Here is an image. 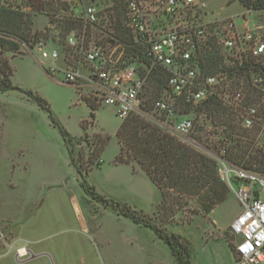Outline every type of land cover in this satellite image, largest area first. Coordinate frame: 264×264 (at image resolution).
<instances>
[{"label": "rangeland", "instance_id": "374dc122", "mask_svg": "<svg viewBox=\"0 0 264 264\" xmlns=\"http://www.w3.org/2000/svg\"><path fill=\"white\" fill-rule=\"evenodd\" d=\"M42 1H31L37 10L29 14L35 18L36 30L43 31L47 35L48 45L59 51L60 67L68 63L82 68L83 63L79 62L65 42L66 19L54 21V30L47 28L46 22L50 18L40 11L49 8V1ZM89 1L99 5L104 14L112 12L110 8L114 0ZM229 1L194 0V3L207 4L206 19L210 18L209 14L217 19L234 17L237 23L245 25L246 22L240 18L244 16L248 27L260 26L259 31L264 39V10L246 8L237 0ZM2 8H9L8 3L0 1ZM103 13L98 26L90 30L88 40L96 42L106 52H113L111 58L115 59L120 51L125 50V45L114 35ZM215 48L219 53L217 45ZM12 56L16 57L10 63L14 68L13 84L44 98L53 117L72 136L82 135V120H91L89 136L101 130L111 137L101 155L102 164L88 173L86 183L102 195L126 202L150 216L154 214L152 222L156 225L163 226V221L170 220V212L153 213L151 203L156 193L153 186L145 183L144 175L132 173L129 165L113 164L118 151L114 134L120 120L113 114L112 107L102 105L95 112L94 121L89 119L86 105L76 101L77 93L80 92L79 96L82 95L91 104L101 105L87 97L84 91L65 83L61 71L49 72L32 52L23 55L0 53L1 60ZM258 63L264 69V56ZM253 73L248 71L244 77V106L254 105L260 126L253 123L252 127L244 128L241 114L223 102L220 103L231 111L236 127L212 121L205 112L197 115L192 111L189 116L194 119L196 136L202 145L217 152L223 140L231 139L226 152H231L236 161H241L235 164L264 174V137L261 129L264 123V91L253 85ZM163 91L154 95L153 82L148 78L141 94V107L153 110V101ZM90 151L83 141L73 145L76 159L81 154L85 160ZM244 160H253L254 164H242ZM228 189L226 199L214 207L211 215L192 214L189 210L194 206L192 202L182 210H176L170 220L183 225L181 236L190 242L191 256L201 264L235 263V253L228 243L234 246L236 237L228 227L240 211V205ZM99 208L80 186V179L69 164L60 132L51 124L48 114L17 90L0 92V234L3 235H0V264H156L154 261L160 257H163L165 264H175L167 246L152 242L148 230L135 226L129 219L116 216L111 208L99 214ZM82 219H86V230ZM97 228L96 235L94 231ZM212 237L224 238L211 243L208 249L203 248L204 239ZM23 240L33 244L31 248L34 250L27 258L17 260L12 252H3L8 243L15 242L17 245ZM33 255L37 256L31 259Z\"/></svg>", "mask_w": 264, "mask_h": 264}, {"label": "built area", "instance_id": "2783aa9c", "mask_svg": "<svg viewBox=\"0 0 264 264\" xmlns=\"http://www.w3.org/2000/svg\"><path fill=\"white\" fill-rule=\"evenodd\" d=\"M20 12L36 13L32 0H0ZM61 4L53 21L46 27L56 29L54 21L63 17L77 19L80 30L66 34L67 47L83 63V67L58 65L59 51L46 40L33 45L19 43L15 52L35 54L37 61L51 73L61 71L63 81L84 91L99 105L110 106L120 120L136 115L182 143L212 158L217 165L219 178L230 188L240 205V211L229 224V232L236 237L234 264H264V174L236 165L226 158L230 140H223L217 152L199 142L195 132L192 112L183 113V105L191 110L203 108L212 100L226 103L241 114V125L260 126L254 105L244 106L243 83L246 72L253 71V85L264 91V69L252 67L264 56V39L260 26L250 28L237 23L234 17L206 19L207 4L194 0H124L123 26L131 33L134 45L142 50L144 60L127 58L125 51L112 59L96 42L88 40L89 32L98 26L102 9L89 0H43ZM45 13V10L40 11ZM109 12V11H108ZM108 12L103 13L108 18ZM212 43L219 48L222 68L206 73V54ZM112 45V43H110ZM124 55V56H123ZM67 61V60H66ZM64 61V62H66ZM162 68L167 73L164 93L153 101V110L141 107L148 78L153 69ZM261 72V73H259ZM257 85H260L257 86ZM80 93V92H79ZM81 94V93H80ZM82 96V95H81ZM264 103V98H263ZM264 137V123L261 125ZM1 237L3 236L0 234ZM14 254L15 259H25V244H7L3 252Z\"/></svg>", "mask_w": 264, "mask_h": 264}, {"label": "trees", "instance_id": "16d2710c", "mask_svg": "<svg viewBox=\"0 0 264 264\" xmlns=\"http://www.w3.org/2000/svg\"><path fill=\"white\" fill-rule=\"evenodd\" d=\"M237 1L249 9L264 10V0ZM47 3L49 8L45 9V12L50 15V21H53V12L57 11L56 9L65 8L61 4ZM111 9L112 12H108V23L117 39L125 45L124 51L126 55L144 60L142 50L138 45H134L131 33L123 26L124 1L114 0ZM62 19H66L64 21L66 34L72 29L80 30L82 28V23L77 19L70 17H63ZM46 36L43 31L33 29V17L31 15L11 8L0 9V53L10 52L15 54L19 43L25 42L31 46L41 39L46 40ZM215 46L212 43L211 50L206 54V73H213L223 67ZM1 61L0 92L20 91L48 114L51 124L57 127L60 132L69 164L73 167L80 179V186L88 196L103 206L112 207L119 215L129 218L134 223L151 229L168 246L177 264H196L191 259L190 242L179 234L169 232L165 225L172 223L170 220L176 210H182L192 202L194 206L189 209L191 213L201 214L206 217L215 206L226 199L229 189L218 176L216 162L201 151L162 132L139 116L131 115L121 120L115 133L119 151L114 161L115 163L135 162L159 190L160 202L156 207L155 213L156 211H162L164 214L170 212V220L163 221L161 224L163 226L156 225L152 222L154 214L150 216L142 210L131 207L126 202L103 196L97 193L93 186H89L86 183L85 178L88 173L101 164V154L108 144L110 136L100 132L89 136L86 132L89 124L88 120L82 121L81 127L84 130L82 136L76 138L70 135L53 117L49 104L44 98L31 90H23L12 83L11 78L14 69L7 58ZM250 65L258 68L259 64L250 62ZM166 78L167 73L162 68L158 67L152 70L149 79L154 85V95L166 87ZM84 100L90 107L89 118L93 119V110L97 106L91 104L86 98ZM181 111L183 113L193 111L197 115L205 112L208 117H211L212 121L236 127L232 122L231 111L218 101L212 100L205 103L203 108H195L193 110H191L189 105H183ZM232 131H234L233 128ZM79 141L85 142L86 146L91 149L90 155L85 160L81 154L78 155L77 159L73 156V145L79 143ZM226 156L233 163H241V161L234 159L235 156L233 157L231 152L226 154ZM246 162H249L250 165L254 164L253 160H244L242 164ZM228 245L230 250L234 252V246L230 243Z\"/></svg>", "mask_w": 264, "mask_h": 264}, {"label": "crops", "instance_id": "0c3cea01", "mask_svg": "<svg viewBox=\"0 0 264 264\" xmlns=\"http://www.w3.org/2000/svg\"><path fill=\"white\" fill-rule=\"evenodd\" d=\"M212 14H209V17L210 18H208V19H213V15L211 16ZM36 17V16H35ZM214 18H217V17H214ZM33 19H35V18H33ZM33 28L34 29H37L38 27L37 26H35V24H34V20H33ZM13 58H11V57H9L8 58V60H9V62L11 63V61L14 59V58H16V57H14V56H12ZM12 66V65H11ZM13 67V66H12ZM14 69V68H13ZM13 75H14V73H13ZM13 77V76H12ZM12 79V78H11ZM13 83V82H12ZM15 85V84H14ZM17 86V85H16ZM19 87V86H18ZM23 90H25V89H23ZM7 92V91H6ZM20 92V91H19ZM22 93V92H21ZM76 101H77V103H84L85 105H86V107L88 108V110H89V112H90V107H89V105L87 104V102L84 100V97L83 96H79V93H77V99H76ZM99 107H102V106H97V108L95 109V110H93V112H94V118H93V121H94V119H95V112L97 111V109L99 108ZM114 114V113H113ZM88 117H89V113H88ZM90 119V118H89ZM120 120V119H119ZM82 121H85V120H82ZM82 121L80 122V126H81V124H82ZM120 122H121V120H120ZM120 122H119V124H120ZM92 123H91V120L89 121V124H88V127H87V129H86V132L88 133L89 132V126L91 127L92 125H91ZM119 126V125H118ZM118 126H117V128H118ZM81 128V131H82V135L84 134V130L82 129V127H80ZM117 128H116V130H117ZM116 130H115V133H116ZM97 132H100V133H103V134H107V133H104V132H102L101 130H99V131H96V132H93V133H97ZM69 133V132H68ZM90 133V132H89ZM71 135V134H70ZM81 135V136H82ZM115 135V134H114ZM75 137V136H74ZM80 137V136H79ZM77 138V137H76ZM115 138H116V136H115ZM110 139H111V137H110ZM117 140V139H116ZM109 142H110V140H109ZM108 142V143H109ZM108 145V144H107ZM106 145V146H107ZM117 145H118V151H119V144H118V142H117ZM106 148V147H105ZM105 148H104V150H105ZM103 150V151H104ZM118 151H117V153H118ZM103 153V152H102ZM117 153H116V155H117ZM102 155V154H101ZM115 155V156H116ZM115 156H114V159H115ZM114 159H113V164L114 165H129L130 167H131V171H132V173H135V174H138V175H140V174H142V175H144V177L146 178V181L147 182H145V183H149V185H151V187L153 186V188H154V190H155V193H156V198H154L153 199V203H151V204H153L152 205V208L151 209H153V213L155 212V210H156V207H157V205H158V203L160 202V192H159V190L157 189V187L150 181V179L148 178V176L145 174V172L135 163V162H131V163H115V161H114ZM101 164H102V162H101ZM100 164V165H101ZM99 165V166H100ZM99 166H97V167H99ZM95 168V167H94ZM93 170V169H92ZM91 170V171H92ZM90 171V172H91ZM143 181H145L144 180V178H143ZM148 185V184H147ZM97 192V191H96ZM98 193V192H97ZM87 194V193H86ZM100 194V193H99ZM88 195V194H87ZM102 195V194H101ZM103 196H105V195H103ZM107 197V196H106ZM108 198H111V197H108ZM112 199H114V198H112ZM115 200H117V199H115ZM94 201V200H93ZM119 201V200H118ZM95 202V201H94ZM97 205H99V209H100V211L99 212H97V213H101L102 211H104L106 208H111L114 212H115V214H116V216H120V217H123V216H121V215H119L112 207H110V206H103L101 203H99V202H95ZM213 211V210H212ZM212 211L210 212V214L209 215H211V213H212ZM94 213H96V212H94ZM211 217V216H210ZM123 218H126V219H129V218H127V217H123ZM86 219H82V223H83V228L86 230V228H87V226H86V221H85ZM130 220V219H129ZM0 221H1V219H0ZM135 226H139V227H142V228H144V229H146V230H148L151 234L149 235V238L152 240V242H154V243H156V244H160L161 245V243H163V244H165L160 238H158L156 235H155V233L151 230V229H149V228H147V227H144V226H142V225H140V224H137V223H134L132 220H130ZM89 227V226H88ZM183 227V225H181V224H177V223H168V224H166V229L169 231V232H172V233H176V234H180V235H182V232H181V228ZM88 229V228H87ZM94 234H98V228H97V230H95L94 231ZM222 238H224V237H212V238H205L204 239V245H203V248H209V246L211 245V243H213V242H216V241H218V240H220V239H222ZM24 241V240H23ZM21 241L22 242V244H25L26 245V247L28 248V254L31 252V250H34L33 248H31V245H33L31 242L29 243L28 241ZM156 241V242H155ZM166 245V244H165ZM167 246V245H166ZM167 248H168V246H167ZM168 250H169V252H170V255H171V257L173 258V261L175 262V264H177V262L175 261V259H174V257H173V255H172V253H171V251H170V249L168 248ZM191 259H192V261L194 262V263H196V264H201V262L200 261H197V259H195V257L192 255L191 256ZM163 257H160V258H157L155 261H154V263H156V264H165L164 262H163Z\"/></svg>", "mask_w": 264, "mask_h": 264}, {"label": "water", "instance_id": "95a60500", "mask_svg": "<svg viewBox=\"0 0 264 264\" xmlns=\"http://www.w3.org/2000/svg\"><path fill=\"white\" fill-rule=\"evenodd\" d=\"M37 255H33V256H31L30 258L32 259V258H34V257H36Z\"/></svg>", "mask_w": 264, "mask_h": 264}]
</instances>
